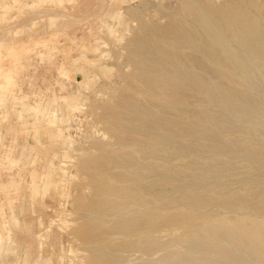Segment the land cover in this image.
Here are the masks:
<instances>
[{
  "label": "bare ground",
  "instance_id": "obj_1",
  "mask_svg": "<svg viewBox=\"0 0 264 264\" xmlns=\"http://www.w3.org/2000/svg\"><path fill=\"white\" fill-rule=\"evenodd\" d=\"M245 2L186 0L167 25L134 13L153 32L131 48L151 98L97 121L136 149L119 172L113 144L85 164L110 204L87 215L98 264H264V6Z\"/></svg>",
  "mask_w": 264,
  "mask_h": 264
},
{
  "label": "rangeland",
  "instance_id": "obj_2",
  "mask_svg": "<svg viewBox=\"0 0 264 264\" xmlns=\"http://www.w3.org/2000/svg\"><path fill=\"white\" fill-rule=\"evenodd\" d=\"M184 1L0 0V264L101 260L87 215L110 204L96 203L101 180L85 164L113 144L110 166L119 172L136 149L103 135L97 121L112 102L151 98L131 48L153 32L134 13L167 25L186 15ZM188 1L248 10L247 0Z\"/></svg>",
  "mask_w": 264,
  "mask_h": 264
},
{
  "label": "crops",
  "instance_id": "obj_3",
  "mask_svg": "<svg viewBox=\"0 0 264 264\" xmlns=\"http://www.w3.org/2000/svg\"><path fill=\"white\" fill-rule=\"evenodd\" d=\"M34 4V3H33ZM33 187L35 188V185H33ZM10 204V203H9ZM11 206V205H10ZM9 207V206H8ZM10 208V207H9ZM11 209V208H10ZM19 263V262H18ZM21 263H22V261H21ZM14 264V263H13ZM20 264V263H19Z\"/></svg>",
  "mask_w": 264,
  "mask_h": 264
}]
</instances>
